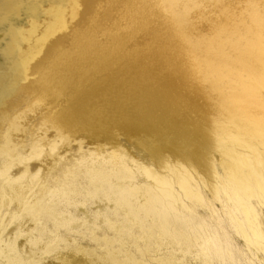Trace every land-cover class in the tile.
<instances>
[{
  "label": "bare ground",
  "instance_id": "1",
  "mask_svg": "<svg viewBox=\"0 0 264 264\" xmlns=\"http://www.w3.org/2000/svg\"><path fill=\"white\" fill-rule=\"evenodd\" d=\"M137 1L132 0L131 5L142 4ZM149 1L162 4L166 0ZM179 1L168 0L172 3L168 6L173 7ZM225 4L222 7H227ZM228 8L231 10V6ZM204 18L203 22L207 21ZM259 21L249 30L250 24L244 23L245 34L242 39L239 37L240 41L230 39L231 32L230 36L225 33L229 38L223 34L217 41L213 37L194 39L190 28L191 38L186 39L176 25L178 32L174 31L175 27L171 28L165 38L168 45H176L172 47V61L167 65H163L165 60L156 49L152 50L156 51L155 59L142 49L124 50L119 63L114 65L115 58L101 60L109 56L107 52L91 54L92 50L87 47L73 52L62 68L77 75L58 107L26 127L21 124L22 116L18 113L8 118L0 130V264H65L68 260L63 259V247L59 248L57 242L71 240L60 235V228L64 227L72 235L85 236L87 231V239L100 240L106 235L98 232L100 227L127 229L134 220L142 225L148 216L161 215L166 209L168 213L165 211L163 217L176 238H172L177 242L175 246L179 248L178 243H183L188 249L195 247L198 251L192 253L196 258L194 264H264L261 219L264 209V20ZM217 29L214 28L215 32ZM104 61L108 69L101 70ZM162 65L166 68L161 71ZM156 66L158 72L164 73L168 85L177 88V95H184L189 101V112L179 110L175 133L186 141L190 154L184 156V162L178 158L170 161L166 154L158 155L154 161L155 167L167 171V178L156 168L139 163L118 142L119 130H124L127 137L133 135L130 134L132 121L123 120L124 116L136 121L141 112L152 108L142 110L149 102V106L154 105L160 111L161 107L167 111L182 107L176 102L178 99L172 98L175 104L168 101L170 107L159 106L158 102L165 98L160 90L162 73H156L160 74L161 81L154 76L157 86L151 87L150 83L155 74L151 68ZM124 78L130 80L124 81ZM148 86L151 90L146 93ZM181 95L179 99L184 102ZM140 99L147 104L143 106L140 102L139 106ZM96 100H102L100 107ZM29 109L25 108V113ZM12 131H20L22 136L18 142L11 140ZM78 131L95 137L108 133L112 137L109 149L98 144L89 146L76 138ZM141 175L146 176L147 182H141ZM141 185L145 186V190L141 188L143 192L139 189ZM201 187L208 190L213 201L204 196ZM177 194L182 196L180 200ZM176 202H180V210L173 207ZM199 209L209 213V219L200 218ZM72 250L82 258L86 256L80 264H146L129 263L128 257L118 259L110 248L103 255L78 244ZM173 252L167 250V256L164 254V260L161 259L163 264H192L179 260ZM150 259L152 263L158 261L154 256Z\"/></svg>",
  "mask_w": 264,
  "mask_h": 264
},
{
  "label": "rangeland",
  "instance_id": "2",
  "mask_svg": "<svg viewBox=\"0 0 264 264\" xmlns=\"http://www.w3.org/2000/svg\"><path fill=\"white\" fill-rule=\"evenodd\" d=\"M131 1L132 0H0V130L6 125V120L8 118L12 119L18 113H21L22 116V119L20 120L21 124H24L26 127L30 122L34 121L45 112L58 107L61 100L64 98L65 90L70 89L77 75L76 72H70V69L62 68L63 63L67 58L71 57L73 52H76L79 49L85 47L88 49L90 48L92 50L91 54L96 55L99 54V52H107L109 56L101 57V60L115 58L112 60V65L119 63L118 59L122 58L124 50L131 52L136 49H142L143 52L148 51L150 53L151 59H155L156 55H154V53L158 50L160 51L159 54L161 57H163L165 60L163 65H167L168 63L170 64V60L173 58L171 57L173 54L172 47L175 48L176 45H168L166 43L168 41H166L165 38L167 37L166 34H168V31L170 32L171 28H176V25L179 31H183L184 37L186 39L193 37L194 39L203 38L206 40L210 37H213V40L217 41L220 40L219 38H221L223 34H230L231 32V36L228 34L230 39L239 40V37L242 39V36L245 34L244 27H246V23L250 24V28H247L249 30L254 26V23L257 24L259 20H264V11H262L264 7H261V5L264 6L263 0H253V2L252 0L250 2H248L249 0H240L243 2L240 3V5L242 4L241 6L238 5L240 2L239 0H180L182 1H179L180 5L178 2L177 5L173 6L174 8L168 6L172 4L171 2H168V0L165 1L166 3L163 2L164 4H157L155 2L150 3L151 1L149 0H138L137 4L142 3L137 5L138 7L141 6L139 7V12H137V6L133 7V5H131L133 4ZM144 1H146V4ZM231 1L233 3H229ZM224 3H227L225 4V6H227L225 8L222 7L224 6ZM247 3L248 5L250 3L253 4H250L246 8ZM236 4L242 8L238 7ZM228 5L231 6V10H229L228 7L230 6ZM154 6L158 8V10L154 8ZM248 7H250V9ZM172 8L174 10H172ZM163 9L164 11H162ZM249 10L251 13L248 12ZM158 11H160V13ZM192 11H194V13ZM230 11L233 13L231 14ZM256 11L258 12L256 13ZM236 12L239 13V15ZM214 14H216V16H214ZM225 15L226 17H224ZM234 15L235 17L237 15V20H235ZM195 16L200 17H197L196 19ZM230 16H232V18H230ZM251 16L252 18H250ZM188 17L189 22L186 19ZM192 17L197 21L192 20ZM142 18L144 19L143 21ZM203 18L207 21L203 22ZM247 18L249 20H246ZM208 19L211 20L208 22ZM140 20L143 22L142 24L140 23ZM262 20L259 22H263ZM144 21L148 22L144 24ZM191 21H194L195 23L200 22L198 24L201 27L196 26L198 24H195L194 22V25H192L193 23ZM235 21H237V23H234ZM174 22L180 23L173 24ZM190 22L191 25H189ZM222 22H227L228 24H222ZM219 23L222 27H225L221 28ZM244 23L246 25H244ZM172 24L175 26H171ZM192 26L195 28L193 27L192 29ZM215 26L219 28L217 29ZM175 28L174 31L177 30L176 32H178V29ZM189 28L192 30L194 36H191L192 34L190 33L191 31ZM214 28L217 29L216 32ZM197 29H199V31H196ZM237 29L239 30L238 32L236 31ZM232 31L234 32V35ZM195 32H198L196 33V36L194 34ZM219 32H221V36ZM201 35L204 37H199ZM228 35L225 36L229 38ZM234 36H236V39H234ZM170 45L173 46L170 47ZM154 49H156V51H152ZM167 58H169V60ZM105 62L106 61H104L100 66L101 70L108 69V66H105ZM163 65L160 66L163 69L159 68L161 71L165 70L166 68V66L164 68ZM129 68L131 67H128V69ZM152 68L151 71L155 73H152V75L154 74L153 77L156 75V73H160L158 72L159 69H157V66L156 68ZM161 73L163 75H161V78H163L164 73ZM158 75L155 76L157 80L160 78ZM155 77L150 78L151 87L157 84H154L156 80ZM153 79L155 80L153 81ZM123 80L128 81L130 79L124 78ZM159 80L161 81V79ZM166 80L167 79L163 78L161 81L160 90L163 91V94L165 93L163 95L161 92L162 96L165 98L162 97V99L158 102L159 106L165 105L170 107L168 101H171L170 103L175 104L174 101L178 99L176 102H178L182 107H176L175 109L169 111H167V109L164 107H161L162 111H160V108L157 110L155 108L156 106L154 107V105L149 106V100V104L146 107V100H144L145 104L142 103V96L140 99L141 101L138 100L137 103L139 106L143 104L145 105V108L143 107L142 110H148L149 107H152L154 110L152 111L151 108L148 110V112L144 110L141 112V114L139 113V118L135 119L136 121H133L134 118L124 116L123 120H130V122L132 121V124L130 125L132 126V131L130 134L133 135L131 137H127L124 130H119L118 142L123 148L128 150V152H130L139 163L156 168V170L162 176L167 178L168 173L166 170H159L157 167H155L154 161L158 158V155L166 154L170 161H175V159L178 158L184 162V156L189 155L190 150L186 146V141L183 138L178 137L175 133V121L180 111L183 110V112H189V109L187 108L189 101L184 97V95L178 94V96L177 88L168 85ZM158 85H160V83ZM146 89L147 93V91L150 89L149 86ZM173 94L176 95L177 98H173ZM180 95L182 99H185L184 102L179 99ZM171 98L174 101L171 100ZM96 103L97 106L100 107L102 105V100H96ZM27 107L30 109L25 113L24 110ZM144 112L146 113L144 114ZM21 136L22 135L20 131H12L10 133V138L13 140V142H18L17 139L21 138ZM75 136L77 139H82L85 141V143H87L89 146L98 144L101 148L103 147L107 149H109L108 146L112 140V137H110L108 133H101L100 137H95L94 135H88L86 131H78ZM139 141H142V143L139 144ZM1 148L2 140L0 137V151L2 150ZM141 177V182H147L145 175H141ZM107 184L108 182L105 181L104 186ZM144 187L145 186L141 185L139 189L142 188L145 190ZM175 188V190H178L177 187ZM201 189L204 196L208 200L213 201L208 190H205L203 187H201ZM177 197L180 200L182 196L177 194ZM173 207L176 210H180V202L173 204ZM201 210L202 209L197 210V215H199V217L201 216L203 219H209V213L205 214L206 211ZM165 211L168 213V209ZM165 211H161V215L148 216L146 219H144L145 221L142 225L138 223L139 221L134 220V222L128 225L127 229L115 228V226L110 228L100 227L98 232L100 231V233L104 232L106 234L105 237L101 236L100 240H91V238L87 239L89 236L87 231L85 236H81L80 233H74L73 236L66 231L67 229L63 230L62 228L64 227L60 228V235L71 240L70 243L67 241L57 242L59 248L63 247V259L68 260V263L65 264H73L75 263L74 261L80 264L87 259L86 256L83 255L82 258L80 253L75 254L73 252L72 248L77 244L80 247L86 246L90 249H93L97 254L101 252L100 255L105 254V251L110 248V250H114V253L118 259L122 260L128 257L129 263L142 262L146 264H163L162 260H164V258L162 257H164V254H167L168 249L169 251L173 252L171 248L174 246L173 249L176 253H173H175V257H179V260L182 259L181 261L185 260L194 264L196 262V258H193L195 257L193 254H196L198 251L195 247L188 249L185 244L183 245V243H178V245L180 244L179 248H177L178 246H175L176 238L173 237L174 235L172 233L171 226H169L163 217V214H166ZM261 219L262 226L264 228V209L261 214ZM89 239L91 242H89ZM94 241L96 244L93 245ZM170 242L174 244H170ZM67 243L68 245H66ZM238 243H240L239 245L241 246L242 241L239 240ZM63 244H65L67 248H65ZM165 246L166 249H164ZM74 254L77 256L75 257ZM159 255H161V257ZM148 256H150V258L154 256L158 258V261H154L152 263V260ZM70 259L71 261H69ZM47 260L50 259H46V261ZM160 260L161 262H159Z\"/></svg>",
  "mask_w": 264,
  "mask_h": 264
}]
</instances>
